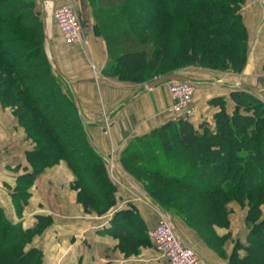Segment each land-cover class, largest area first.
Here are the masks:
<instances>
[{"label": "trees", "instance_id": "16d2710c", "mask_svg": "<svg viewBox=\"0 0 264 264\" xmlns=\"http://www.w3.org/2000/svg\"><path fill=\"white\" fill-rule=\"evenodd\" d=\"M246 1L139 0L140 8L129 9L131 2L125 0L99 7L94 19L116 60L111 65L113 74L122 80L141 83L142 78L133 76L126 62L138 56L150 59L154 54L163 60L158 57L155 65L160 61L166 72L194 65L242 73L249 54L248 30L242 17ZM32 5L30 0H0V104L16 107L14 115L35 143L27 152L32 172L18 178L15 190H22V199H28L27 190L34 178L66 161L76 177L72 188L78 192V202L89 213L105 215L117 203V187L104 154L92 143L91 122L76 108L71 84L48 62L42 19L31 18L39 41L23 32H33L32 27L23 25L28 20L24 12H30ZM142 20L146 26H157L155 41L132 27V21L138 24ZM230 97L236 103L232 112H228L225 97L212 100L220 107L214 130L205 122L196 127L191 120L180 119L143 136L146 142H159L173 163L172 172L143 166V176L152 180L145 189L166 214L186 218L190 227L188 218L195 227L197 220L210 228L228 225L227 205L232 201L248 204L247 221L252 225L247 245L236 242L229 264H264V245L258 242V236L264 235V99L247 87L234 89ZM26 112L34 113L35 118L28 119ZM157 154L153 150L152 156ZM131 162L124 159L125 169L132 175L140 172ZM178 201L185 210L178 208ZM217 211L220 220L210 215ZM35 220L33 227L13 223L0 205V264H43V251L27 245L53 219L36 215ZM105 232L119 239L127 256L138 254V248L151 243L133 206L116 211ZM241 248L246 251L242 257Z\"/></svg>", "mask_w": 264, "mask_h": 264}, {"label": "crops", "instance_id": "0c3cea01", "mask_svg": "<svg viewBox=\"0 0 264 264\" xmlns=\"http://www.w3.org/2000/svg\"><path fill=\"white\" fill-rule=\"evenodd\" d=\"M63 1L55 0V5ZM242 17L249 44L244 71L231 76L212 73L219 75L215 78L206 70L191 68L188 77L199 83L195 86L194 114L190 119L196 127L205 122L214 130L215 114L220 107L212 100L217 97H225L228 112H232L236 103L230 94L234 89L254 88L264 95V3L247 0ZM93 25H97L95 20ZM95 35L86 47L67 44L60 28L54 24L51 49L80 102L83 116L91 122L88 130L93 145L107 160L109 175L117 187L115 207L102 216L87 212L77 200L78 192L72 188L76 177L62 161L34 178L27 190V204L21 212L17 210L11 194L17 179L32 172L26 153L33 150V144L11 110L1 104L0 205L14 223L21 222L25 227H33L36 215L52 217L53 223L28 246L43 251V264H165L166 259L151 247L143 246L139 254L127 256L119 247V239L105 230L116 211L131 206L143 219L149 236L166 215L145 189L143 166L172 172V158L165 156L159 142H146L143 136L173 120L170 111L173 100L166 83L145 91L146 83L122 80L114 75L111 65H115L116 60L110 55L107 41L99 31ZM153 150L157 151V156H152ZM127 158L132 160V166L141 169L140 172L132 175L125 169L123 161ZM171 217L183 240L197 251L199 264H229L227 256L209 248L179 217ZM214 229L219 238L235 235L232 223L230 229L220 226ZM236 239V242H244L240 236ZM225 250L231 252V247L226 245Z\"/></svg>", "mask_w": 264, "mask_h": 264}, {"label": "rangeland", "instance_id": "374dc122", "mask_svg": "<svg viewBox=\"0 0 264 264\" xmlns=\"http://www.w3.org/2000/svg\"><path fill=\"white\" fill-rule=\"evenodd\" d=\"M30 1L33 4L32 5L33 8H31L32 10H30V12H28V11L24 12L25 17L28 20L25 21L23 23V25H28L29 27H32L33 32L32 33L31 32L29 33L27 31H23V32L25 34H27L29 37L39 41V39L36 36V32L34 30V28H35L34 24L35 23L32 21L31 18L37 17V18L42 19L41 0H30ZM124 2H125V0H65V1L59 3L58 5L67 4V5H70V6H72L73 8H75L77 10V12L79 14V17L81 19L83 37L85 38V40L86 39L89 40L90 38L95 39V37H96L95 34L98 32L97 26L93 25L94 20H95L94 19L95 11L101 6L102 7H108L109 5H119V4L124 3ZM129 2H131V3H129V5H131L129 7V9H132V8L138 9V8L141 7V3H139V0H129ZM128 13H130V10L128 11ZM142 18H143V16H142ZM152 25H154V24H152ZM57 27H58V25H57ZM132 27L135 30H137L138 32H140L142 35H143V31H144L146 33V39L147 40L155 41V34H156V32H155L156 30L155 29H157L156 25L150 26V27L146 26L145 24H143V20H142L141 22H138V24L135 23V21H132ZM61 35H62V32H61ZM63 40H64V38H63ZM65 43H67V42L65 41ZM158 57L159 56L157 54H154L150 59H147L146 56H142V57L138 56V57H135V58L128 59L126 63H128L132 67L133 76H137V77H141L142 78L143 81L141 83H144V82L148 83V82H150V81H152V80H154V79H156L158 77H161V76H164L165 74L167 75V74H170V73H176V74H180V75H184V76L188 77L190 72H191V68H193V67L201 68L202 70L208 71L210 76H214L215 74H212V73H216V72H218V73L222 72L224 74L228 73V76H231L232 74H236V72H234L233 70H230V69L223 71V70L210 69V68L199 67V66H194V65H188V66L181 67L180 69H177V70L166 72V71H164L165 68L163 67V64H161L160 61L157 63V65H155L156 64L155 63L156 59ZM159 59H161V58L159 57ZM218 76L219 75H215V78L216 77L218 78ZM228 79H230V78L228 77ZM168 83L169 82L166 83L167 86H168ZM195 89H196V87H195ZM21 91H23V92L26 91V88L25 87L21 88ZM7 108H9L11 110L12 114L14 115L13 109H15L16 107L15 108L14 107H7ZM26 116H27L28 119L29 118L30 119H34L35 118V114L34 113L26 112ZM15 117L18 119L17 116H15ZM18 121H19V119H18ZM19 124H20V122H19ZM21 127L23 128V131H24L26 137L28 138V141H31V143L33 144L32 146H33V149H34L35 143L32 141V139H30L28 137L25 128L23 126H21ZM26 158H27V153H26ZM27 162H28V160H27ZM57 165H59V163L54 165V166H57ZM54 166H52V167H54ZM49 168H51V167H49ZM143 180H144L145 184H147V185H149L151 183V181H152V180L150 181V180H148L146 178L143 179ZM18 184H19V182H18V179H17V185ZM11 197L13 198V203L16 206L17 210L19 209V211L21 212V210L23 209V206L27 204L28 199H26V198L22 199L23 198L22 190L18 191V190H15V188L13 189ZM178 204H179V205H177L178 208L182 207L184 210L186 209V208H184L183 205H181V203L179 201H178ZM232 204H234L235 206H233ZM229 205H232V206L229 207ZM248 206H249L248 204L242 205V204H240L237 201L230 202L227 205V207H228L227 208V210H228L227 211L228 212L227 215H228V221H229L228 223L229 224L228 225H221V226L220 225H215V226H220V227H227V228L230 229V226H231V223H232V229H233V232H235V235L233 237H230V234H229V235L225 236L224 238H219L216 235V233H215V229H214L215 226L210 228L207 225L206 222H197L198 221L197 220L196 223L198 224V226L195 227V225H193L194 224L193 220H189V218H188V222L190 221L192 223V225H191L192 227H190V226L189 227L193 231H195L196 233L199 234L200 238L206 243V245L209 248H214L215 250H217L218 254L227 256V258L229 259L230 256L232 255L234 249H235L236 240L240 239V238L236 239L237 236H240L244 240V242H239L241 244V246L242 245L243 246L247 245V236H246V234L249 233V229H250V227L252 225L251 223H249L247 221ZM261 209H262V216L264 217V205L261 206ZM5 214L9 218L6 210H5ZM213 214H214L215 217H217V220L221 219V214H220V216H218L219 215L218 211L217 212H212L210 215L213 216ZM166 216L174 223V221H173V219H172L170 214H166ZM179 218L187 225L186 220H185L186 218H184V219L182 217H179ZM204 220L205 219H202V221H204ZM175 228H176V226H175ZM197 228L199 229V231L197 230ZM245 236H246V239H244ZM258 242L262 243L264 245V235L263 234L258 236ZM226 245L231 247V252H226V250H225ZM27 247H28V245H27ZM141 247H143V246H141ZM145 247H149V248L151 247V248H153V249H155V250H157L159 252V250H158L156 244L154 243V241L152 240V238H151V243L145 245ZM131 248L133 250V247H131ZM140 248H138L139 250H137L138 254L141 251ZM4 249H7L6 246L4 247ZM262 251L264 252V250H262ZM239 252H240V256L241 257H242V255L246 254V251L243 248L239 249ZM198 257H199V255H198ZM261 259H264V256H261ZM0 261H3V260H0ZM250 263L251 264H256V263H253V262H250Z\"/></svg>", "mask_w": 264, "mask_h": 264}, {"label": "built area", "instance_id": "2783aa9c", "mask_svg": "<svg viewBox=\"0 0 264 264\" xmlns=\"http://www.w3.org/2000/svg\"><path fill=\"white\" fill-rule=\"evenodd\" d=\"M254 2L264 3V0ZM53 19L68 44L81 46L88 44V40L83 37L81 19L75 8L67 4L56 5ZM168 91L173 100L170 107L173 120H190L194 114L195 85L186 81H169ZM150 236L166 259L165 264H199L196 250L181 238L174 223L166 215L162 216L157 226L150 232Z\"/></svg>", "mask_w": 264, "mask_h": 264}, {"label": "water", "instance_id": "95a60500", "mask_svg": "<svg viewBox=\"0 0 264 264\" xmlns=\"http://www.w3.org/2000/svg\"><path fill=\"white\" fill-rule=\"evenodd\" d=\"M41 8H42V23H43V31H44V51L46 54V57L48 59V62L50 63L51 67L60 75L63 76L62 71L58 67L57 63L55 62V59L52 54L51 49V41L53 37V28H54V19H53V12L55 8V0H41ZM169 81H186L193 85H198L199 83L197 81H194L190 79L187 76L176 74V73H170L161 77H158L148 83L145 84L144 90L145 91H151L155 89L157 86L165 84ZM251 90L259 95L262 99H264V95L259 92L258 90L251 88ZM73 97H74V103L76 105V108L80 114V116H83L82 109L80 102L71 88ZM103 119V121H105ZM165 214V213H164ZM178 232V231H177Z\"/></svg>", "mask_w": 264, "mask_h": 264}]
</instances>
